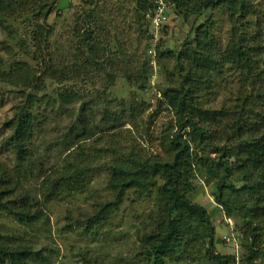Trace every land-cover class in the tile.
I'll list each match as a JSON object with an SVG mask.
<instances>
[{"label": "rangeland", "instance_id": "rangeland-1", "mask_svg": "<svg viewBox=\"0 0 264 264\" xmlns=\"http://www.w3.org/2000/svg\"><path fill=\"white\" fill-rule=\"evenodd\" d=\"M249 2L258 15L257 8L264 7V0H249ZM88 5L96 15V26L101 27L100 30L95 28V33L100 31V38L105 47L100 63L108 72L111 73L115 69L119 73L117 76L113 75L110 84L102 75L95 77L94 71L90 68L85 69L90 74L83 72L86 78L74 84H62L56 80L43 78L44 91L37 95L38 98L42 95L55 97L57 91L69 87L79 92L81 100L71 108H61L58 104L53 108L36 109V113L41 118L34 128L32 141L34 159L30 167L32 172L27 164H18L10 148L4 147L1 143L0 163L9 170L25 171L23 177L21 176L25 179L22 183L23 189L19 191L21 194H29L32 199L40 197L38 191L43 179L39 176L40 167H44L45 172L47 168L57 166L62 170L68 165L75 169L85 168L83 164L76 162L80 154H83L84 164L90 170L82 176L80 188L75 187L77 190L66 192L59 198H53L46 207L42 206L44 219L35 226L21 227L6 215L0 214V236L7 238L14 246L31 248L40 259L39 262L35 260V264H131L139 259L141 264H147V261L138 256L140 253H145V247L139 241L143 234L150 230L151 221L158 211L153 194L156 192L155 187L161 184V180H157L155 187L150 189L151 196L145 194L143 197H137L133 192H129L123 197V203L111 214L100 216L98 213L105 203L113 201L112 193L107 187L112 174V165L124 159H133L135 163L141 165L160 162L163 157L160 137L167 133L170 126L176 125V119L169 110H166L167 105L162 103L161 94L164 89L178 83V76L175 74L177 70L174 68L172 57L162 59L158 65L155 61L156 50L158 48L159 51L168 49L174 53L178 52L186 36L203 26L205 29L209 28L210 35L217 41V45L212 50L215 61H219L220 54H223L227 45L235 40L239 45H247L246 49L254 48L259 51L252 59V68L256 69L254 72L264 71V21L258 27L256 19L259 15L246 17L237 15L235 26L239 31H234L227 5H215L208 14L199 19H195L193 14L186 17L184 14L175 18L171 16L169 23L151 42L149 49L145 47L146 49L142 51L146 42L137 38L134 33L137 28L135 24L133 25L131 5L128 2L123 4L111 0H60L55 7L56 10L46 21V24L54 30L53 36L48 41V45H52L55 49L54 67L56 62L62 65L70 63L72 55L70 49L73 47L72 39L75 35L71 33L72 27L77 25L76 22L81 24L83 10L88 8ZM19 35L15 41L10 42L13 55L8 58L3 51L0 55L8 63H27L37 72V77L44 76L43 62H33V49H20L19 40L24 37L19 39ZM239 36L242 39H239ZM4 39L6 40V37L0 33V42ZM28 41L25 39L26 43ZM119 43L123 48L118 53ZM148 45L149 43L146 46ZM122 53L126 55L122 56ZM145 53L151 58V63L147 70L148 85L142 92L132 71L134 72L133 68L147 59ZM85 54L86 51L79 56L80 64ZM44 59H46L45 55ZM211 77L213 79L211 89L201 90L202 95L196 105L208 112L233 111L236 102L243 101L252 94L255 95L257 91L261 92V83L264 81L262 76L257 78L256 85H246L241 81L236 69L228 64H218ZM20 100L19 90L0 83V142L8 136L4 124L10 120L13 106ZM72 108L76 112L75 117L70 118L66 111ZM79 112L82 115L85 112L83 117L86 122L81 126L78 123L80 118L77 117ZM117 117L119 126L111 122V118L114 120ZM82 127H85L90 138L78 144L75 136L81 133ZM176 127L171 134L178 133L177 135L186 141L193 151L195 150L203 162H209L208 166H196V175L192 181L193 191L187 197L193 204L205 208L211 219L214 228L215 254L233 255L238 261L242 253L241 236L238 232L241 227L240 220L236 215L226 217L223 205H219L215 200L217 198L215 195L220 191V196H224L223 201L229 199L248 205L249 195L243 192L240 197H233L230 184L227 182L229 181L237 190L247 185L245 178H236V173L233 174L234 170H231L234 169L235 162L230 158L229 153H233L237 143L228 144L224 140H213L211 135L214 133L219 139H223L224 136L219 134L221 132L219 126L211 127L196 150L190 132H179ZM65 156L67 159L62 162ZM128 165L131 166L130 162ZM225 169L230 171L226 172ZM228 174H232L229 179ZM191 229L192 232L185 238V242L190 243L186 249L188 255H182L179 261L166 260L167 264H190L188 258L191 257V252H197L201 248L195 241H206L203 237V226L192 222ZM231 235L237 241L236 247L225 244L223 240ZM259 236L260 249L264 251V232ZM204 254L202 252V255ZM256 264H264V260Z\"/></svg>", "mask_w": 264, "mask_h": 264}, {"label": "trees", "instance_id": "trees-1", "mask_svg": "<svg viewBox=\"0 0 264 264\" xmlns=\"http://www.w3.org/2000/svg\"><path fill=\"white\" fill-rule=\"evenodd\" d=\"M111 1L123 2V4L128 2L131 5L132 22L137 28L134 33L137 38L146 42L142 51L149 49L151 42L155 39L154 31L147 19V16L153 12V0ZM167 1L173 6L176 16L184 14L186 17L193 14L195 19L204 17L215 5H227L234 31H239L235 26L237 15L243 17L257 15L249 0ZM59 2L60 0H0V33L6 37V40L0 42V52L3 51L8 58L13 55L10 42L15 41L17 35L21 33L18 37L19 39L24 37V39L19 40L20 49H33V62H43L45 69L44 76L37 77V72L33 71L27 63H8L0 55V83L19 90L21 97V100L13 106L12 117L4 124L8 130V136L0 143L10 148L18 164H27L30 170L34 159L32 142L34 128L41 118L36 113V109L53 108L58 104L61 108H71L73 104L81 100L79 92L69 87L57 91L55 97L42 95L38 98L37 95L44 91L43 80L47 78L62 84H74L84 80L86 74L83 72L90 74L85 70L90 68L94 71L95 77L102 75L110 84L113 75L117 76L119 73L114 68L113 72H108L100 63L105 47L100 38V31L95 33V28L100 30L101 27L96 26V15L89 5L83 10L81 24L76 22L77 25L72 27L71 33L75 35L72 39L73 47L70 49L72 52L70 63L62 65L56 62L55 67L53 66V61L56 59L55 49L52 45H48V41L53 36L54 30L46 24V21L56 10L55 7ZM257 9L259 17L256 19V26L260 27L264 21V7ZM25 39L29 40L28 43ZM239 39L242 38L239 36ZM147 43H149L148 47ZM216 45L217 41L210 35L209 28L200 26L191 35L186 36L178 52L174 53L168 49L159 51L157 48L156 63L160 65L159 62L162 59L172 57L174 68L177 70L175 74L178 76V83L164 89L161 94L162 103L167 105L166 110H169L176 119V125L170 126L167 133L160 137L163 151L160 162L141 165L135 163L133 159H124V161H117L111 167L112 174L107 187L112 193L113 201L101 207L98 213L100 216L111 214L113 210H116L123 203V197H126L129 192H133L137 197H143L145 194L151 196L150 189L155 187L157 180H161V184L155 187L156 192L153 194L158 211L151 221L150 230L144 233L139 241L145 247V253H140L138 256L147 261V264H167L166 260L179 261L182 255H188L186 249L190 243H186L185 238L192 232V222L203 226V237L206 241H195L201 248L197 252H191V257L188 258L190 264L197 262L200 264H256L264 260V251L259 245V235L264 232V81L261 83V92L257 91L255 95L252 94L247 99L236 102L231 112H208L196 106L202 95L201 90L211 89L213 82L211 75L216 71L218 64L233 66L246 85H256L257 80L264 77V71L254 72L256 69L252 68V59L259 53L257 49H246L247 45H239L233 40L227 45L223 54H220L219 61H215L212 50ZM122 48L123 46L119 43L118 53ZM84 51H86L85 58L80 64L78 59ZM125 55L126 53H122V56ZM145 58L147 59L143 60V63L133 68L136 73L132 71L142 92L148 85L147 70L151 63V58L146 53ZM75 112L72 108L66 111V114L73 118ZM79 114L80 112L77 117L80 118L78 123L81 126L83 122H86L83 117L85 112L84 115ZM105 114L108 115L107 112ZM105 120L110 122L107 118ZM111 122L119 126L118 117L114 120L111 118ZM217 126L221 128L219 134L224 137L219 139L214 133L211 135L213 140H224L228 144L237 143L233 153H229L230 158L235 162L234 169L231 170H234L233 174L236 173V178L242 177L247 181V185L238 190L229 181L227 182L230 184L233 197H240L243 192L249 195L248 205L229 199L223 201L224 196H220V191L215 195L216 202L223 205L226 217L236 215L240 220L241 227L238 232L241 236L242 253L238 261L233 255L215 254L213 251L214 228L211 219L205 208L193 204L187 197L193 191L192 181L196 175V166H208L209 162H203L195 150L193 151L188 143L177 135L178 133L171 134L174 127L179 132H190L194 149L197 150L209 128ZM80 130L81 133L75 136L78 144L90 138L85 127ZM82 156L83 154H80L76 162L83 164L85 168L75 169L68 165L62 170L57 166L47 168L48 174H46L44 167H40L38 172L43 179L38 191L40 197L37 199H32L29 194H21L19 191L23 189L22 183L25 180L22 178L25 172L23 169L9 170L7 166L0 163V214L6 215L24 228L42 222L44 219L42 206L46 207L53 198H59L66 192L80 188L82 176L90 170L86 168ZM66 159L65 156L62 162ZM129 162L131 166L128 165ZM227 176L229 179L232 174ZM202 252L205 254L202 255ZM38 257L31 248L14 246L7 238L0 236V264H35L34 262L40 260ZM139 260L131 264H141Z\"/></svg>", "mask_w": 264, "mask_h": 264}, {"label": "built area", "instance_id": "built-area-1", "mask_svg": "<svg viewBox=\"0 0 264 264\" xmlns=\"http://www.w3.org/2000/svg\"><path fill=\"white\" fill-rule=\"evenodd\" d=\"M171 16L175 18L176 15L173 12V6L167 0L153 1V12L151 15L147 16V19H149L151 28L154 31V37L166 24L169 23V18ZM223 240L228 245L237 246V242L233 238V235L226 236Z\"/></svg>", "mask_w": 264, "mask_h": 264}, {"label": "clouds", "instance_id": "clouds-1", "mask_svg": "<svg viewBox=\"0 0 264 264\" xmlns=\"http://www.w3.org/2000/svg\"><path fill=\"white\" fill-rule=\"evenodd\" d=\"M154 1V0H153Z\"/></svg>", "mask_w": 264, "mask_h": 264}]
</instances>
